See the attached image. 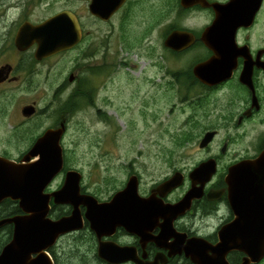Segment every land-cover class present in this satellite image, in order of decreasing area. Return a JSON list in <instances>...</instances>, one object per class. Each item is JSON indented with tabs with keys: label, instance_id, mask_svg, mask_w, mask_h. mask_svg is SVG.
<instances>
[{
	"label": "rangeland",
	"instance_id": "rangeland-1",
	"mask_svg": "<svg viewBox=\"0 0 264 264\" xmlns=\"http://www.w3.org/2000/svg\"><path fill=\"white\" fill-rule=\"evenodd\" d=\"M12 1L18 2L9 3ZM20 1L18 12L20 7L25 9L27 0ZM72 1H31L29 10L33 18H44L62 8L76 9ZM176 2L132 0L129 9L109 23H100L89 13L83 15L89 35L79 50L32 65V72L23 73L19 82L10 83L0 95V152L7 149L17 159L30 147V133L50 124L54 114L58 122L67 124L62 140L66 162L82 173L84 191L101 202L122 190L132 175L139 177L140 192H145L173 174L176 165L191 167L201 156L195 145L201 131L217 122L215 114L194 121V112L180 104L175 76L180 64L162 47L164 28L180 23ZM163 3L169 6L167 13ZM29 58L24 57V65H31ZM8 61H15L11 51ZM70 74L76 77L73 82ZM81 83L94 89V103L72 111L80 93L72 94ZM33 102L45 113L24 128L20 123L22 107ZM256 127L252 131L250 126L244 133L245 142L264 131V126ZM19 131H25L20 138ZM235 132L226 127L221 131L222 135ZM64 180V173L58 175L46 191L56 190ZM78 236L61 242L64 247H70L71 242L74 247L81 246L82 236ZM84 251L93 257L92 251L84 248L81 257L70 264H93Z\"/></svg>",
	"mask_w": 264,
	"mask_h": 264
},
{
	"label": "flooded vegetation",
	"instance_id": "flooded-vegetation-1",
	"mask_svg": "<svg viewBox=\"0 0 264 264\" xmlns=\"http://www.w3.org/2000/svg\"><path fill=\"white\" fill-rule=\"evenodd\" d=\"M17 1L9 3V0H0V95L10 83L19 82L23 78V73L32 72L35 68H32V65H40L65 53L79 50L89 35L87 25L83 21V15L89 13L98 22L109 23L120 12L129 9L127 7L132 2V0H126L112 17L105 21L90 11L93 0H73L72 4L76 6V9L62 8L44 18H33L29 10L32 2L38 3L40 0H27L24 3L25 9L20 7V12L17 8L21 1ZM176 5L180 23L175 27L164 28L162 47L166 53L173 57L176 56L180 64V69L175 72L180 104L194 112V121L203 120L204 117L209 118L215 114L217 123L210 124L201 131L195 144L196 151L201 156L191 167H187L185 163L176 165L173 174H169L164 180L145 192H140V181L139 192L143 197H148L153 194L154 189L159 184L176 173H181L183 183L178 188L165 197L157 195V201L163 205L176 204L192 188L191 172L194 169L211 161L214 163L215 172L210 180L204 184L203 195L194 199L189 209L175 217L172 221V227L170 228L168 225L165 233L166 220L162 215H157L149 228L143 227L142 235L129 232L125 227L118 226L114 233L100 238L85 218L86 208L82 207L84 227L81 230L61 236L57 243L48 250L52 264H70L73 258L76 260L81 257L84 248H89L92 251L93 257L90 256L89 252L84 251V253L87 255V260L93 264H216V256L212 250L189 245L192 243L191 241L196 239L204 245L215 246L219 243L221 230L236 217L229 199L227 175L234 165L243 161L255 160L264 152V131L258 132L256 138L251 142H245L243 139L246 137L244 133H247L250 126L252 131L256 130V125L264 126V0H177ZM223 5H226L228 14L220 19L216 6ZM168 7L167 4L163 3L164 12H168ZM235 8L236 10H234ZM63 12L71 13L76 18L81 31V40L73 48L37 59V43L23 50L17 47L16 36L25 23L39 25ZM174 31L182 33L179 50L167 45V40ZM10 35L12 36L11 39ZM10 51L11 54H14V62L8 61ZM25 56L30 57L31 65H24ZM216 57L222 59L219 68L226 70L227 77L218 83H206L195 74V68L204 66L209 60ZM101 72L98 74L100 75ZM72 75L75 80L74 74H70V77ZM70 77L69 81L73 82L74 80H70ZM77 91L82 94L85 106L94 103V89L89 88L86 83H81L72 97ZM32 104L35 105L36 112L30 116H25L22 112L23 108ZM27 105L23 106L21 110L23 119L20 123L23 124L21 125L23 127L24 124L38 115L45 113V110H40L36 102ZM63 122L65 121L58 122L53 114L50 124L41 125L35 130V134L30 133V147L15 160L21 161L47 130L59 128ZM21 126L18 124V128ZM15 127L16 125L13 128ZM223 127L234 128L236 132L234 135H222ZM209 132L216 134L203 147L201 143ZM24 133L25 131H19V138ZM239 142H244V144L238 146L240 145ZM0 156L14 160L7 149L2 150ZM65 161L64 156V164ZM201 185V182L197 183V187ZM62 186L63 184L56 190ZM53 191L55 190L47 192ZM210 192L213 193L212 198L209 196ZM82 193L86 192L82 190ZM60 207L70 210L69 213L61 217L71 214L72 207L70 205H55L54 199H52L51 218H61L51 214L53 210ZM78 235L82 236L80 241L83 245L74 247L71 242L70 247L63 246L61 241L73 240L75 237H79ZM102 244L127 248L132 252V259L122 263H112L103 259L99 255ZM2 250L3 248L0 249V254ZM200 253H202V258L199 257L200 260L205 262L202 260L198 262L197 257H195ZM246 257L248 255L244 252L232 251L226 256V261L229 264H241ZM210 259L214 263H207ZM251 264H264V256L260 261Z\"/></svg>",
	"mask_w": 264,
	"mask_h": 264
},
{
	"label": "water",
	"instance_id": "water-1",
	"mask_svg": "<svg viewBox=\"0 0 264 264\" xmlns=\"http://www.w3.org/2000/svg\"><path fill=\"white\" fill-rule=\"evenodd\" d=\"M125 1L93 0L90 11L107 21ZM216 10L220 19L228 14L226 5L216 6ZM81 37L76 18L71 13L63 12L39 25L25 23L17 33L16 45L23 50L37 43L36 58L42 59L73 48ZM181 38L182 33L174 31L167 45L179 50ZM221 62L222 59L213 58L204 66H197L195 74L206 83H218L227 77L226 70L219 68ZM73 79L72 75L70 80ZM22 112L30 116L36 112V107L34 104L27 105ZM65 131V122L59 128L47 130L21 161L0 156V205L11 199L19 203L22 211V214L0 220V228L6 224L13 225L12 239L0 254V264H52L48 250L61 236L84 227L82 207L86 208L85 218L100 238L111 235L118 226L142 235L143 227L149 228L157 215H162L166 220L165 233L168 225L172 227L173 219L189 209L194 199L203 195L204 184L215 172L211 161L194 169L191 172L192 188L180 202L172 205H163L157 201V195L165 197L178 188L183 183L181 173L159 184L148 197L140 194L139 177L132 175L122 190L110 200L101 202L94 195L82 193L83 175L71 169L66 172L60 189L47 192L64 168L62 138ZM215 134L207 133L201 145L206 146ZM198 182L202 183L200 187H197ZM227 182L235 219L221 230L217 245H204L196 239L189 246L212 250L216 264H229L226 256L232 251L248 255L241 264L258 262L264 256V152L255 160L234 165L227 175ZM212 194L209 193L210 198ZM52 199L55 205H70L71 214L60 219L51 218ZM99 255L112 263L132 259L129 249L109 244L101 245ZM201 256L202 253L195 256L198 262H201ZM207 263L214 261L210 259Z\"/></svg>",
	"mask_w": 264,
	"mask_h": 264
},
{
	"label": "trees",
	"instance_id": "trees-1",
	"mask_svg": "<svg viewBox=\"0 0 264 264\" xmlns=\"http://www.w3.org/2000/svg\"><path fill=\"white\" fill-rule=\"evenodd\" d=\"M83 96L82 94H79L76 96V99L74 101V104L71 106L72 111H76L80 107H83ZM67 161V160H66ZM65 161V168L64 172L68 169H71L70 165ZM83 189V188H82ZM84 191V189H83ZM85 192V191H84ZM70 210L67 208H57L56 210H53L51 214H55L57 217H61L62 215H65L66 213H69ZM22 211L19 207V203L17 201H13L11 199H7L3 201L0 205V219L14 216L21 214ZM13 235V225L12 224H6L2 228H0V249L4 248V246L11 241Z\"/></svg>",
	"mask_w": 264,
	"mask_h": 264
}]
</instances>
